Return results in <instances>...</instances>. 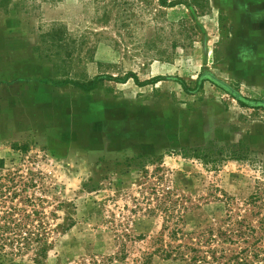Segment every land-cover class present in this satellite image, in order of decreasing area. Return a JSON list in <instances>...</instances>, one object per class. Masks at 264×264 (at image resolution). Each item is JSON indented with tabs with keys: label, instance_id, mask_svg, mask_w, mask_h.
<instances>
[{
	"label": "rangeland",
	"instance_id": "rangeland-1",
	"mask_svg": "<svg viewBox=\"0 0 264 264\" xmlns=\"http://www.w3.org/2000/svg\"><path fill=\"white\" fill-rule=\"evenodd\" d=\"M177 196L184 231L264 215V0H0V217L52 241L0 264H140Z\"/></svg>",
	"mask_w": 264,
	"mask_h": 264
},
{
	"label": "trees",
	"instance_id": "trees-1",
	"mask_svg": "<svg viewBox=\"0 0 264 264\" xmlns=\"http://www.w3.org/2000/svg\"><path fill=\"white\" fill-rule=\"evenodd\" d=\"M162 6L174 7L184 2H192L197 8L203 9L210 0H158ZM60 40V39H59ZM61 40L56 42L59 46ZM61 46V45H60ZM57 59V57H55ZM54 60V59H51ZM65 64L66 60L61 59ZM55 82L57 85L73 84L84 92L88 93L95 88V81H71L66 73L56 75ZM228 152L223 149H202L183 147L181 154L185 157H193L201 160L205 165L212 168L217 167L218 162L225 158L236 160L246 159L245 151L242 149L243 144L230 146ZM223 154H225L223 156ZM171 191H168V193ZM252 200L259 198L256 193L252 195ZM160 203L159 208H164L166 214L170 210L165 206L168 201L167 196ZM167 199V200H165ZM182 197L177 196L173 202L175 209V221L173 227L169 230L167 238L164 233L168 226L164 227L162 233L155 237L152 245V251H145L140 256V264H151L155 256L175 262L176 264H264V215L259 218L258 225L246 219L236 218L229 219L226 224H220L217 228L209 226L199 228L194 231H184L179 227L182 218V209L184 208ZM164 206V207H163ZM4 212L0 217V255L9 258L11 255H24L32 251L33 260L41 262L44 260L52 247L50 234L44 221L34 219L31 215H14L16 210ZM15 210V211H14ZM151 212L154 210L150 209ZM39 214L38 211H33ZM171 214V213H170ZM168 215L165 222L169 220ZM70 224L69 227H71ZM68 227V228H69ZM142 237H146L141 235ZM122 258V257H119Z\"/></svg>",
	"mask_w": 264,
	"mask_h": 264
}]
</instances>
